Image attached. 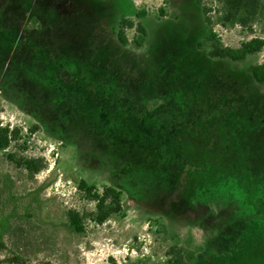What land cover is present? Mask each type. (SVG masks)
<instances>
[{
    "label": "rangeland",
    "instance_id": "obj_1",
    "mask_svg": "<svg viewBox=\"0 0 264 264\" xmlns=\"http://www.w3.org/2000/svg\"><path fill=\"white\" fill-rule=\"evenodd\" d=\"M198 1L0 0V127L22 129V139L0 151V264H170L173 247L200 261L214 253L210 264H264V234L242 250L224 251L230 225L240 217L237 204L220 199L237 195L238 185L247 183L239 167L250 166L251 179L264 187V128L255 144L244 129V137L232 142L237 150L219 157L212 175H198V190L212 200L202 202L189 198L197 191L184 196L183 185L171 189L154 176L124 173L127 155H109L95 134L87 139L76 124L84 96L77 81L83 73L99 86V94L112 91L121 100L118 110L133 115L127 101L143 95V85L176 96L164 78L174 68L192 69L199 52L207 56L211 31L225 48L264 39V0L258 23L247 29L224 22L216 0H202L213 10L208 28ZM140 13L146 16L140 19ZM123 18L145 26L142 47L133 44L135 29L126 30L128 46L118 41ZM212 64L211 89L242 95L252 111L264 107V84L251 73L264 64V49L243 62ZM168 108L162 101L155 112L165 114ZM33 126L38 129L31 132ZM9 155L35 159L40 171L16 165ZM81 180L100 191H122L123 211L98 225L95 202L78 189ZM71 210L84 218V233L71 229Z\"/></svg>",
    "mask_w": 264,
    "mask_h": 264
},
{
    "label": "trees",
    "instance_id": "obj_2",
    "mask_svg": "<svg viewBox=\"0 0 264 264\" xmlns=\"http://www.w3.org/2000/svg\"><path fill=\"white\" fill-rule=\"evenodd\" d=\"M216 2L222 9L220 13L223 21L235 23L243 29L258 23L263 5V0H216ZM198 4L202 7L205 23L209 28L212 24L210 14L213 10L204 6L202 0H199ZM160 11L162 14L165 13L162 8ZM145 16V13H140L137 17L142 19ZM127 29H135L137 36L133 44L137 48L142 47L148 37L143 23H134L127 18L120 20L117 39L123 46L129 45ZM206 40L211 45L207 56L199 52L201 47L199 44V55L195 58L192 69L186 71L181 70V67L174 68L168 77L164 78L169 79L172 84L171 91L176 96L154 93L157 86L148 83L143 85V88H146L143 95L137 93L133 95L132 102L127 101L134 111L133 115H127L122 108L118 110L116 103L121 100L114 98L112 91L109 96H105V93L99 94L96 90L99 86L83 73L77 83L84 96L78 102L80 112L75 115L76 124L79 123L80 127L85 129L87 139H90L89 135L93 133L98 137V144L109 155L114 153L127 155L122 168L124 173L135 172L142 176H154V179L162 180L171 189L183 185L184 196L188 197L187 192L197 191L198 194L189 198L202 202L212 200L204 198L201 190H198L200 186L198 175L202 176L205 172L212 175L210 172L214 168L213 163H218L219 157L227 159L230 153L237 150L233 148L232 142H235L239 135L244 137L243 134L247 131L246 139L251 137L249 140L255 144L259 141L264 128L262 105L252 111L242 95L234 91L209 87V81L213 80L214 75L212 71L214 60L243 62L249 56L262 52L264 39L255 37L243 42L239 48H225L218 44L217 35L211 31ZM116 69L122 78L120 66ZM251 73L256 82L264 84V64L254 66ZM162 101L169 103V108L165 114H157L155 111ZM37 129L38 126H33L30 131L34 132ZM21 139L22 129L11 128L9 125L0 127V151L8 150L13 143H18ZM248 145L251 146L250 143ZM141 152L143 153L139 155ZM8 157L16 165L30 172L40 171L35 159L15 160L13 155ZM238 172L241 178L248 176L247 183L238 185L237 195L220 197L237 204V215L240 217L238 224L230 225L232 231L224 250L230 253L242 250L249 245L252 238L264 234V216L261 212L264 207V187L261 182L251 179L253 169L250 166L239 167ZM78 189L95 202L93 218L98 225H103L112 215L123 211V193L114 187H104L100 191L95 185H89L85 180H81ZM67 218L73 232L76 234L85 232L84 218L78 212L69 211ZM16 230L14 231L17 235ZM212 254L214 253L200 261L195 260L192 254L186 255L182 250L173 247L169 253L171 256L169 263L210 264L207 259L212 257Z\"/></svg>",
    "mask_w": 264,
    "mask_h": 264
},
{
    "label": "flooded vegetation",
    "instance_id": "obj_3",
    "mask_svg": "<svg viewBox=\"0 0 264 264\" xmlns=\"http://www.w3.org/2000/svg\"><path fill=\"white\" fill-rule=\"evenodd\" d=\"M14 232V231H13Z\"/></svg>",
    "mask_w": 264,
    "mask_h": 264
}]
</instances>
